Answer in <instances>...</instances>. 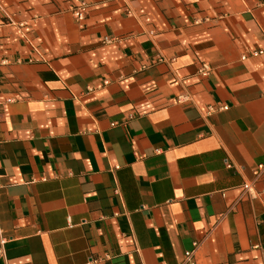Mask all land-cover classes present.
Returning a JSON list of instances; mask_svg holds the SVG:
<instances>
[{
  "label": "crops",
  "instance_id": "obj_1",
  "mask_svg": "<svg viewBox=\"0 0 264 264\" xmlns=\"http://www.w3.org/2000/svg\"><path fill=\"white\" fill-rule=\"evenodd\" d=\"M258 165L264 0H0V264H264Z\"/></svg>",
  "mask_w": 264,
  "mask_h": 264
},
{
  "label": "built area",
  "instance_id": "obj_2",
  "mask_svg": "<svg viewBox=\"0 0 264 264\" xmlns=\"http://www.w3.org/2000/svg\"><path fill=\"white\" fill-rule=\"evenodd\" d=\"M72 13H73V16H74L76 21L82 22L87 16V6L85 4H81L80 6H78L76 8H73L72 9ZM105 42H110V39H105ZM262 53H263V51H258L256 53H254V55H259V54H262ZM4 63H5V61L2 62V64H4ZM210 71H211V69H210V67L207 64H202L201 67L198 70V73H199V75L205 77V76L209 75ZM178 99L179 100H184L185 97L180 96ZM212 110L213 109H209V112L212 111ZM263 171H264V165H258L253 170L254 179L257 180L260 177V175H261V173ZM243 191H244V194L253 195L252 187L249 184H244L243 185ZM192 256H193V253L187 252L185 254L184 263H189L191 261V259H192Z\"/></svg>",
  "mask_w": 264,
  "mask_h": 264
}]
</instances>
